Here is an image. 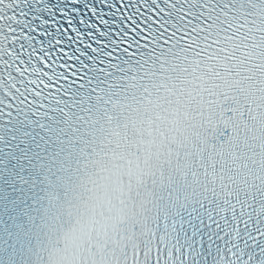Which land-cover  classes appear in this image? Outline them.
I'll use <instances>...</instances> for the list:
<instances>
[{
	"label": "snow or ice",
	"instance_id": "6c2138e0",
	"mask_svg": "<svg viewBox=\"0 0 264 264\" xmlns=\"http://www.w3.org/2000/svg\"><path fill=\"white\" fill-rule=\"evenodd\" d=\"M0 264H264V0H0Z\"/></svg>",
	"mask_w": 264,
	"mask_h": 264
}]
</instances>
